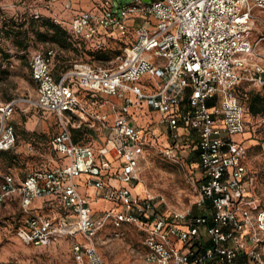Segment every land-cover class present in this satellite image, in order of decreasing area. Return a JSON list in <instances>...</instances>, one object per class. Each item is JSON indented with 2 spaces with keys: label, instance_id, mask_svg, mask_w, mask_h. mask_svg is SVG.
Here are the masks:
<instances>
[{
  "label": "built area",
  "instance_id": "2783aa9c",
  "mask_svg": "<svg viewBox=\"0 0 264 264\" xmlns=\"http://www.w3.org/2000/svg\"><path fill=\"white\" fill-rule=\"evenodd\" d=\"M93 4L73 15L70 32L98 46L124 39L119 62L77 63L56 78L55 50L35 51L29 68L36 96L0 103V151L15 145L10 119L20 103L53 113L60 125L50 146L61 164L21 180L0 173V204L18 200L25 214L19 238L38 247L70 238L76 264H108L99 233L107 225H135L145 234L144 264H264V204L246 164L247 109L238 95L245 82L264 87L262 38H254L264 0ZM144 106L158 115L147 127L134 120ZM84 125L104 143L77 144L71 128ZM162 135L165 157H195L203 169L198 213L168 210L164 199L135 190L141 162ZM93 199L114 204L95 211Z\"/></svg>",
  "mask_w": 264,
  "mask_h": 264
},
{
  "label": "rangeland",
  "instance_id": "374dc122",
  "mask_svg": "<svg viewBox=\"0 0 264 264\" xmlns=\"http://www.w3.org/2000/svg\"><path fill=\"white\" fill-rule=\"evenodd\" d=\"M92 1L0 0V103L36 96L28 65L29 56L35 51L54 48L63 58H69L68 63L84 60L109 67L119 62L123 53L119 45H115L117 51L111 54L112 61L105 63L92 58L88 49H85V52L79 49L77 54L54 43L41 42L32 32L23 33L20 37H15L12 33V30L17 31L18 28L21 32L26 30L35 11L42 16L38 20L57 19L63 26L68 27L75 13L94 6ZM132 1L114 0L116 7ZM69 3L70 9L67 8ZM260 17L254 38H262L259 48L264 54V12L260 13ZM24 22L25 25H22ZM19 42L25 47H18L16 44ZM246 89L258 91L260 88L247 84ZM262 92L264 93V89ZM134 118L137 125L147 127L158 119V115L137 111ZM53 120L48 114L26 103H20L10 119L17 131L16 144L11 150L0 155V172L27 174L61 164L49 145L50 139L58 129ZM246 122L245 136L248 139L245 144L249 147L246 164L255 175V193L264 204V117L248 114ZM240 137L241 135L237 136ZM159 139L156 146L149 148L141 162L140 181L136 190L143 196L150 194L164 199V207L168 210L200 212L196 200L203 179V169L198 166L195 157H183L179 162L165 157L161 149L168 142L163 136ZM113 204L101 199L92 202V207L101 210L112 207ZM24 218L25 214L18 203L0 204V261L6 264H76L68 240H62L49 247L24 243L17 234V226ZM144 238V232L135 225H122L118 228L107 225L99 233L97 241L99 251L108 264H144ZM260 250L264 252V242Z\"/></svg>",
  "mask_w": 264,
  "mask_h": 264
},
{
  "label": "trees",
  "instance_id": "16d2710c",
  "mask_svg": "<svg viewBox=\"0 0 264 264\" xmlns=\"http://www.w3.org/2000/svg\"><path fill=\"white\" fill-rule=\"evenodd\" d=\"M32 17L33 18L28 23L29 27L26 30H24L23 32H21L19 30V28L17 31L12 30L13 31L12 33L15 37L16 36L20 37L21 34H23V33L29 34L30 32H32L37 37V39L40 40L41 42H51V43L58 45L59 47H61L63 49L73 51L74 53L76 52L77 54L80 52V50L85 52L86 51L85 49H88L89 55L92 58L98 60V62L104 61L105 63L112 61L111 54H113L117 51L116 50L117 48L115 47V45H119L122 50H123V47L125 45V40L120 38L119 36H116V37L111 38L106 44H104L102 46H98L96 40L86 41L82 38L74 37L70 32L69 26L66 27V26H63V24L56 23L51 18H43L42 20H38V19H41L42 16L40 18H35L32 15ZM22 25H25V22ZM14 29H17V28H14ZM16 45L18 47H25V45H23L22 42H19ZM52 49H54V48H52ZM54 50H55V56H54V61H53V74L56 78H59L65 72L73 69L74 65L77 63H90L94 66H100V65H97L96 63H93L91 61H84V60H75L74 62L68 63L67 62V60L69 59L68 57L63 58L60 54H58L56 49H54ZM30 56H29V59H30ZM117 57L120 58V56H117ZM28 65H29V60H28ZM103 65H105V64L103 63ZM29 70H30V68H29ZM30 73H31V71H30ZM31 78H32V75H31ZM247 84H250V83L245 82L238 88V95H239L240 99L242 100V102L244 103V105L247 109V111L245 113V122H246V116L248 114H251L253 116H259L260 115V116L264 117V93L262 92L264 87L260 88L258 91L247 90L246 89ZM81 97L85 101L89 102L90 104L92 103V100H89L88 95L81 94ZM43 113L46 115L48 114L50 117H52V120L54 119L53 121H54L55 125L58 127L57 131L52 136V138H53L60 131V125H59L58 119L51 112H43ZM11 124L15 127V125L13 123H11ZM71 132H72L73 139L77 144H93V143H95L98 145H102L104 143V138H103L102 134L97 130L90 129L87 125H84L82 128H71ZM15 134H16V139H17L16 127H15ZM246 134H247V122H246V133H245V135ZM245 135H243V139L246 141L248 139V137ZM52 138L50 139V142H51ZM87 140H88V142H87ZM15 144H16V142H15ZM49 145H50V143H49ZM50 149L52 152H54L52 150L51 146H50ZM248 149H249V147H248ZM7 151H9V150H7ZM7 151H0V155H2L3 152H7ZM54 153L57 155L58 161L62 163V161H63L62 158L56 152H54ZM51 168H53V167L46 168V169H40V170H47V169H51ZM6 173L12 174L18 180L23 179L25 176H27L29 174V173H27V174L24 173V174H16L15 175L11 172H6ZM251 173L253 174L252 171H251ZM253 176H254V180H255V175L253 174ZM254 189H255V181H254ZM12 202L19 204L18 200H14V199H10V200L3 202L1 204H7V203H12ZM21 222H20V224H18L17 229L21 225ZM65 240L70 241V246H71L72 240L70 238H67Z\"/></svg>",
  "mask_w": 264,
  "mask_h": 264
},
{
  "label": "crops",
  "instance_id": "0c3cea01",
  "mask_svg": "<svg viewBox=\"0 0 264 264\" xmlns=\"http://www.w3.org/2000/svg\"><path fill=\"white\" fill-rule=\"evenodd\" d=\"M150 110V109H149ZM149 110H148V107L147 106H144V107H142V108H140L139 110H137V111H140V112H145V113H148L149 112ZM136 111V112H137ZM134 120H135V118H134ZM135 123L137 124V122H136V120H135ZM163 136V135H162ZM161 136V137H162ZM164 137V136H163ZM165 138V137H164ZM83 182V178H80L79 179V183H82ZM80 190L83 192V193H88V194H90V192H91V190L90 189H88L87 187H85L84 185H82V187L80 188ZM135 190H136V187H135ZM137 191V190H136ZM137 192H139V191H137ZM99 200H101V199H99ZM99 200H95V199H93L92 200V202H96V201H99ZM92 204V203H91ZM106 209V208H105ZM95 211H100V210H96V209H94ZM101 210H103V209H101Z\"/></svg>",
  "mask_w": 264,
  "mask_h": 264
},
{
  "label": "bare ground",
  "instance_id": "6f19581e",
  "mask_svg": "<svg viewBox=\"0 0 264 264\" xmlns=\"http://www.w3.org/2000/svg\"><path fill=\"white\" fill-rule=\"evenodd\" d=\"M139 193H141V192H139Z\"/></svg>",
  "mask_w": 264,
  "mask_h": 264
}]
</instances>
